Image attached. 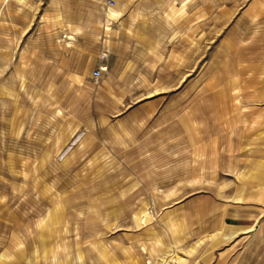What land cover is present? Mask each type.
I'll return each mask as SVG.
<instances>
[{"label": "rangeland", "instance_id": "374dc122", "mask_svg": "<svg viewBox=\"0 0 264 264\" xmlns=\"http://www.w3.org/2000/svg\"><path fill=\"white\" fill-rule=\"evenodd\" d=\"M263 19L264 0H0V264H120L129 214L174 212L159 222L177 230L174 208L193 193L216 200L205 219L222 212L247 230L206 235V261L264 264V88L247 89L236 154L201 152L222 129L204 118L179 144L180 118L221 85L227 43ZM204 159L238 167H198ZM150 176L177 182L140 188Z\"/></svg>", "mask_w": 264, "mask_h": 264}, {"label": "crops", "instance_id": "0c3cea01", "mask_svg": "<svg viewBox=\"0 0 264 264\" xmlns=\"http://www.w3.org/2000/svg\"><path fill=\"white\" fill-rule=\"evenodd\" d=\"M116 10L117 13L126 11L123 8H117ZM253 25L246 27L242 32H238L237 29L233 42L229 41L227 43L226 50H228L229 56L223 59L220 67L222 74L220 87L208 93L207 101L203 103V106L198 107L196 114L194 113L195 111H192L180 118L184 133L179 139V144L184 142V138L189 141L191 121L204 118L215 121L217 126H221L222 129H219L221 134L216 139L208 140V147H206L207 144L205 142L199 141L200 150L203 154L206 151H208L207 153L213 151L214 154L224 157L227 153L234 154L242 148L241 142L245 140L248 130V118L250 116L248 105L252 101L250 99L253 98L247 92V89H253L256 92L257 90L254 89H257V87L264 88V79H259L264 72V19L262 26L260 28L257 27L258 30H255L256 27ZM142 43L146 44L147 42L141 41ZM104 50L106 48L102 47L100 51ZM121 51H123L122 47L118 44L113 53L122 57L124 52L122 53ZM125 56L126 54L124 53ZM95 69L97 68L92 70L91 77L99 79L101 72L97 78H94L93 72ZM69 75L72 74L70 73ZM240 84L244 86L241 87L242 92L237 95L235 92ZM223 126L228 129L225 130ZM148 139H150L151 143L148 144V147L147 145L145 147H147L150 158H152L153 153H155L152 144L154 141L151 140V137ZM166 146L168 148V144ZM171 150V148H168V151ZM165 154V156L162 154V157L166 158L165 161L168 163L170 155ZM235 156L237 157V155ZM198 167L212 170L221 169L230 172L238 167V161L235 159L229 163H223L217 161V159H204L198 164ZM152 171V167H150L149 172ZM185 172L187 177H190L193 176L194 169L190 168ZM140 183V188L145 190H153L157 185L170 187L174 184L173 180L168 178L156 181L151 176L149 180ZM182 183V188H188L187 182L183 181ZM118 185L119 188L126 187L125 182H118ZM137 187L136 181L129 186V188ZM244 194L246 197L247 192ZM146 196L151 197L152 194L146 191ZM215 201L210 194L205 198V195L201 193L189 194L181 200L174 208L183 212L177 230H169L159 222L161 219L166 220L169 216L175 215L174 212L161 214L163 218L161 217L158 220L149 213L147 215L141 214L139 217H137L138 214L136 213L129 214V216L134 215L133 220L136 223L133 229L120 231L117 235L119 242L118 261L120 264H221L214 257L206 261V235H213L215 232L225 230L224 239L228 240L239 233H246L247 230H244L243 227L233 228L228 225L226 221L228 217L222 212L218 214V217L220 216L218 219L215 218L213 220L215 222L211 218L205 219L206 208L211 209V212H213ZM201 204L203 207H201ZM206 204L209 206H204ZM214 216V214H210V217ZM210 248L212 249L213 246Z\"/></svg>", "mask_w": 264, "mask_h": 264}, {"label": "built area", "instance_id": "2783aa9c", "mask_svg": "<svg viewBox=\"0 0 264 264\" xmlns=\"http://www.w3.org/2000/svg\"><path fill=\"white\" fill-rule=\"evenodd\" d=\"M107 56H108V54H107V51L106 50L102 51L101 54H100V57L102 59L107 58ZM100 72H101V68L95 69L94 72H93L94 78H97L99 76Z\"/></svg>", "mask_w": 264, "mask_h": 264}]
</instances>
